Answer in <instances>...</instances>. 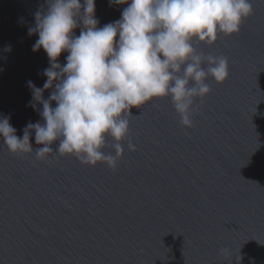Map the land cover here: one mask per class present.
I'll return each instance as SVG.
<instances>
[{
  "label": "water",
  "instance_id": "obj_1",
  "mask_svg": "<svg viewBox=\"0 0 264 264\" xmlns=\"http://www.w3.org/2000/svg\"><path fill=\"white\" fill-rule=\"evenodd\" d=\"M250 2L238 33L197 46L226 57L229 76L207 79L193 126L181 125L170 97L133 108L136 150L121 141L115 170L55 152L13 154L0 138V264H264V0ZM125 7L95 0L98 27ZM46 9V0H0V117L18 137L43 123L27 82L43 87L49 58L33 51L39 37L28 30ZM30 143L42 146L34 131Z\"/></svg>",
  "mask_w": 264,
  "mask_h": 264
},
{
  "label": "clouds",
  "instance_id": "obj_2",
  "mask_svg": "<svg viewBox=\"0 0 264 264\" xmlns=\"http://www.w3.org/2000/svg\"><path fill=\"white\" fill-rule=\"evenodd\" d=\"M46 4L28 30L39 37L33 51L43 48L49 58L43 87L27 82L29 105H42L37 110L43 123L29 122L18 137L10 117H0V138L13 154L48 160L55 152L89 166L104 162L113 170L124 154L121 141L127 139L128 150H136L128 119L133 108L170 97L181 125L193 126L195 99L211 91L207 79L222 83L229 76L227 58L205 56L198 44L212 45L219 33H238L254 14L250 0H109L110 6L127 7L119 20L98 27L95 0ZM62 52L68 53L63 65L58 62ZM45 90H51L47 99ZM33 131L36 145H42L35 149Z\"/></svg>",
  "mask_w": 264,
  "mask_h": 264
}]
</instances>
